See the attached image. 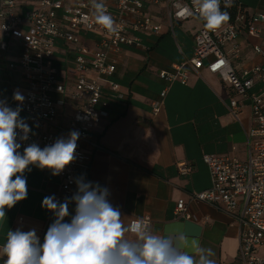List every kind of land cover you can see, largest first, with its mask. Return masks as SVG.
<instances>
[{"label": "crops", "instance_id": "1", "mask_svg": "<svg viewBox=\"0 0 264 264\" xmlns=\"http://www.w3.org/2000/svg\"><path fill=\"white\" fill-rule=\"evenodd\" d=\"M37 0H17L16 10L25 11ZM249 12H264V0H236ZM162 16L165 9L154 8ZM183 22L185 26L179 27ZM160 34L145 35L139 47H123L110 56L115 70L99 79L102 85V101L106 117L82 142L83 151L90 156L87 168H78L76 179L83 176L86 181L99 184L109 191L108 200L119 208L123 223L129 226L134 218L149 216L151 231L157 235L175 233L173 240L186 237L183 250L189 254L203 255L215 264L233 260L237 253L239 224L233 216L219 206L190 201L189 194L210 186V175L202 160L203 154H227L239 159L246 158L247 135L253 125L250 102L243 105L234 116L228 109L232 90L217 74L202 67L198 74L190 72L188 83L178 81L168 86L158 111L153 102L159 98L166 85L158 76L161 70H170L174 64L186 61L192 54L193 34L201 21L195 17L183 21L173 20V34L166 22ZM80 43L93 50L95 34L81 32ZM0 39H2L0 35ZM0 51V100L15 109L13 99L17 90L23 95L27 80L20 66L9 68L21 55L20 40L10 38ZM241 58L235 62L238 68L260 63L261 57L251 50L255 38L240 36ZM53 66L57 81L65 86V93L51 92L55 100L64 99L53 123L42 130L51 131L56 138L64 136V129L76 101L68 99L75 80L74 51L62 40H56ZM88 73V77H93ZM108 80L118 84V93L108 89ZM20 117L23 115L20 112ZM23 153V149H19ZM185 162L192 170L182 173L179 163ZM24 175L27 179V198L18 202L0 221V246L6 243L7 232L17 229L27 232L35 230L39 242L54 220L53 213L42 207L46 196L59 190V176L48 169L29 166ZM14 178V177H13ZM77 190V185H76ZM187 201L189 212L198 220L175 217L174 208L178 199ZM61 200L60 202H63ZM75 214V203H69L70 222ZM128 239L135 237L125 234ZM211 249L199 255L193 248ZM6 256H0L4 264Z\"/></svg>", "mask_w": 264, "mask_h": 264}, {"label": "built area", "instance_id": "2", "mask_svg": "<svg viewBox=\"0 0 264 264\" xmlns=\"http://www.w3.org/2000/svg\"><path fill=\"white\" fill-rule=\"evenodd\" d=\"M94 3L104 5L118 28L116 33H109L96 22ZM16 7L17 0H0V51L7 45L5 39L10 38L20 40L23 47L18 59L8 63L9 68L20 66L27 80L21 113L31 132L26 141H21L22 134L17 130L20 149L32 143L43 148L57 139L53 132L42 130L54 122L65 103L64 99L55 100L51 96L52 91L65 93V86L57 81L53 66L56 40H62L74 51L76 76L68 99L78 104L68 119L63 137L67 138L73 130L80 136L76 159L58 175L59 190L51 193L57 201L74 195L76 171L89 165L90 156L83 151L82 142L107 114L99 79L110 76L115 70L110 54L123 47H139L145 35L162 32V22H166L173 34V20L195 17L201 21L193 34L189 59L174 64L170 70L159 71L158 76L166 85L153 102V110H159L171 83H188L190 72L198 74L202 67L217 74L235 94L228 106L234 116L243 105L236 96L249 100L253 125L247 135L246 158L203 154L211 183L201 191L191 192L188 199L217 205L238 222L236 256L221 264H264V12H249L236 0L225 7V0H220L221 11H227L230 18L213 31L208 30L200 18L197 0H37L25 11L18 12ZM156 7L165 9L163 18ZM81 32L95 34L93 50L80 43ZM242 35L259 41L251 45V50L261 57L260 63L235 66L241 58L238 38ZM88 73L94 76L88 77ZM108 89L119 95L117 83L108 80ZM179 169L182 173L192 170L185 162L179 163ZM174 215L198 220L182 198L176 201ZM141 221L151 227L149 216L134 218L129 226Z\"/></svg>", "mask_w": 264, "mask_h": 264}, {"label": "clouds", "instance_id": "3", "mask_svg": "<svg viewBox=\"0 0 264 264\" xmlns=\"http://www.w3.org/2000/svg\"><path fill=\"white\" fill-rule=\"evenodd\" d=\"M200 18L208 30H216L229 20V13L221 11L220 0H197ZM231 0H225V7ZM96 22L116 33L118 28L107 14L102 3H94ZM13 99L15 109L0 100V221L6 217V209L27 198V179L24 175L29 166L48 169L53 176L59 175L76 159L77 141L80 133L71 131L67 138L60 137L51 145L41 148L32 143L19 151L18 132L21 141H26L31 128L20 117L24 96L17 90ZM14 177V178H13ZM77 191L63 202L55 196H46L42 207L51 211L53 222L48 227L44 242H39L36 231L19 229L7 232L6 243L0 246V256H6L4 264H215L203 255L183 250L186 237L173 240L175 233L157 235L142 221L125 226L119 208L109 202V191L98 183L86 181L83 176L75 180ZM75 203V214L70 222L69 203ZM131 233L134 239H128ZM194 253L202 249L198 245Z\"/></svg>", "mask_w": 264, "mask_h": 264}, {"label": "rangeland", "instance_id": "4", "mask_svg": "<svg viewBox=\"0 0 264 264\" xmlns=\"http://www.w3.org/2000/svg\"><path fill=\"white\" fill-rule=\"evenodd\" d=\"M183 26H185V22H183L179 27H183Z\"/></svg>", "mask_w": 264, "mask_h": 264}]
</instances>
